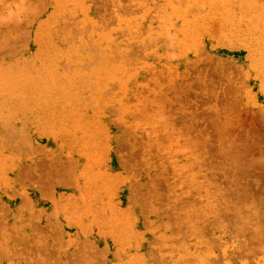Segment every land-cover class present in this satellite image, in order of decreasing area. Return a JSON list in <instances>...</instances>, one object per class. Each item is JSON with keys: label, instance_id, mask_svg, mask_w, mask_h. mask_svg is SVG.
<instances>
[{"label": "rangeland", "instance_id": "1", "mask_svg": "<svg viewBox=\"0 0 264 264\" xmlns=\"http://www.w3.org/2000/svg\"><path fill=\"white\" fill-rule=\"evenodd\" d=\"M0 264H264V0H0Z\"/></svg>", "mask_w": 264, "mask_h": 264}]
</instances>
